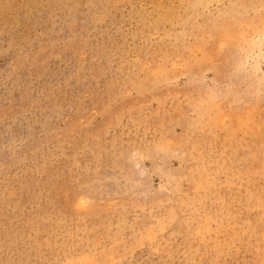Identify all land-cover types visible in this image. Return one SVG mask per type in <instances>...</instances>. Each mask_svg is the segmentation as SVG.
I'll return each instance as SVG.
<instances>
[{
	"label": "rangeland",
	"instance_id": "obj_1",
	"mask_svg": "<svg viewBox=\"0 0 264 264\" xmlns=\"http://www.w3.org/2000/svg\"><path fill=\"white\" fill-rule=\"evenodd\" d=\"M263 53L264 0H0V264H264Z\"/></svg>",
	"mask_w": 264,
	"mask_h": 264
},
{
	"label": "bare ground",
	"instance_id": "obj_2",
	"mask_svg": "<svg viewBox=\"0 0 264 264\" xmlns=\"http://www.w3.org/2000/svg\"><path fill=\"white\" fill-rule=\"evenodd\" d=\"M251 31H252V30H251ZM260 33H261V31H260ZM262 33H263V32H262ZM256 42H257V41H256ZM256 42H255V43H256ZM248 43H250V42H248ZM253 43H254V42H253ZM258 46H259V45H258ZM258 48H259V47H258ZM259 49H260V48H259ZM263 54H264V53H263Z\"/></svg>",
	"mask_w": 264,
	"mask_h": 264
}]
</instances>
